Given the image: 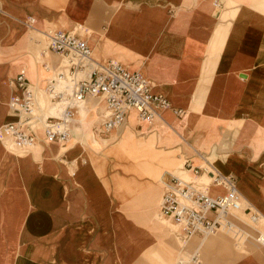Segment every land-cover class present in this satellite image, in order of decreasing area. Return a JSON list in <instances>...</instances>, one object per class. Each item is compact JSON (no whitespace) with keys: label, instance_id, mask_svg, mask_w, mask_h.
<instances>
[{"label":"crops","instance_id":"crops-1","mask_svg":"<svg viewBox=\"0 0 264 264\" xmlns=\"http://www.w3.org/2000/svg\"><path fill=\"white\" fill-rule=\"evenodd\" d=\"M263 4L0 0V264H161L154 253L162 235L152 231L155 243L147 237V194L136 197L154 187L159 202L163 181L172 183L173 176L202 183L211 170L231 175L264 218ZM49 29L88 42L94 64L79 78L99 64L117 62L144 73L153 93L164 95L172 108L159 111L151 122L133 111L122 126L104 132L106 102L89 97L74 109L66 142H49L42 123L30 126L28 116L10 108L13 97H22L15 79L25 72L39 115L53 116L41 93L50 97V108L61 110L48 89L62 60L36 39ZM65 87L71 95V86ZM83 109L96 116L90 124ZM19 122L26 131L36 129L29 149L1 140L4 127ZM123 141L139 151L129 164L156 168L157 179L128 175L135 181H119L105 153ZM170 160H188L203 166L202 172L197 178L184 168L172 174L168 168L174 167L163 165H172ZM208 184L209 196L225 195L211 178ZM132 200L139 205H129ZM222 247L227 252L228 244ZM231 262L264 264V245Z\"/></svg>","mask_w":264,"mask_h":264},{"label":"built area","instance_id":"built-area-1","mask_svg":"<svg viewBox=\"0 0 264 264\" xmlns=\"http://www.w3.org/2000/svg\"><path fill=\"white\" fill-rule=\"evenodd\" d=\"M45 36L48 49L57 53L62 60L57 76L49 82L48 89L51 99L62 109L60 116L44 118L39 115L35 89L25 72L15 79L22 97H13L10 108L28 116L27 123L30 126L42 123L49 142H66L74 109L84 105L89 97L106 102V111L102 115L104 132L122 126L133 111L137 112L141 121L151 122L159 115V111L172 108L164 95L153 93L152 83L144 73L131 71L117 62L99 64L85 78H79L80 72H85L94 64L93 51L88 42L64 31L48 30ZM60 81L71 86V95L66 94V89L58 90ZM35 131L32 127L26 131L21 122L10 124L4 127L1 140L16 149H29L36 143ZM184 169L192 172L194 178L202 172V167L194 166L188 160L184 163ZM210 175L214 184L226 189L224 196H209L210 184L197 183L192 179L173 176L172 183L163 181L160 217L177 226V236L184 242L194 237L233 232L239 228L237 221L241 219L237 214L242 211L252 222L262 218L238 190L235 177L224 176L216 170H211ZM210 213L214 215L212 219L208 217ZM262 239L260 236L258 241L263 242Z\"/></svg>","mask_w":264,"mask_h":264},{"label":"rangeland","instance_id":"rangeland-1","mask_svg":"<svg viewBox=\"0 0 264 264\" xmlns=\"http://www.w3.org/2000/svg\"><path fill=\"white\" fill-rule=\"evenodd\" d=\"M261 11L264 12V4L260 8ZM53 30V29H49ZM36 39H42L44 45L48 46V39L46 37L36 35ZM81 77L84 74H80ZM80 77V78H81ZM66 84L60 81L58 84V90L65 89ZM40 96L42 105L46 110L49 112L48 115L59 116L60 112L62 111L57 108H50L51 102L50 97L46 96L45 94L41 93ZM95 105L92 102V106ZM106 107V106H105ZM105 107L103 109H105ZM93 110H82V117L86 119V122L90 124L92 121L96 119L93 118L92 114ZM126 147V148H125ZM131 148L128 142L123 141L118 146L112 148L111 150L105 153L107 166L109 169H113L115 175L119 176L120 180L123 182H134L135 179L138 178H149L151 173L156 171V168H149L146 166L145 168L141 166H133L130 165L129 162L133 159H137L139 151L129 149ZM172 166L174 168H170V173L178 175L181 174L180 170L184 168V162L180 161L178 164L174 163L173 160H170ZM174 163V164H173ZM164 165V164H163ZM177 165V166H176ZM145 169V170H144ZM172 169V170H171ZM158 171V170H157ZM155 174V173H153ZM132 176L131 178H128ZM205 176H208L205 174ZM187 178V177H186ZM207 179V178H205ZM189 180V179H188ZM208 183H210V179H207ZM203 182V180H202ZM206 183V182H204ZM206 183V184H208ZM123 186V184L117 181V186ZM151 186V185H150ZM154 187H151L149 192H143L138 195L136 198L145 197L143 195L147 194L145 200V206L147 198ZM146 191V190H144ZM117 194V193H116ZM138 192L135 193V195ZM156 198L152 203V207L147 209V237L150 239L151 242L155 243L156 237L153 235V232H156L158 235H162L163 243L161 248H159V252L157 253L154 250V254H156L159 259L161 260V264H231V260H235L246 253L250 252L251 250L255 249L256 246L264 245L263 242L258 241L260 236H264V218H261L258 222H252L248 216L245 215V212L242 211L238 213V217L241 219L237 221L239 226L238 229H235L233 232H220L216 235L207 236L204 238L194 237L189 242H184L180 239L179 236L175 235L177 230V226H174V223L169 220L162 219L160 215V202H161V195L159 202V191H156ZM135 198V199H136ZM135 201V202H134ZM129 205L138 206L137 200H132ZM210 219L214 217L212 213L208 215ZM211 240L213 243H209L208 241ZM223 244H228V250L226 252V248L222 247ZM240 248V249H238ZM232 251L233 254L229 252ZM158 259V260H159ZM159 264V262H157Z\"/></svg>","mask_w":264,"mask_h":264},{"label":"bare ground","instance_id":"bare-ground-1","mask_svg":"<svg viewBox=\"0 0 264 264\" xmlns=\"http://www.w3.org/2000/svg\"><path fill=\"white\" fill-rule=\"evenodd\" d=\"M164 166H169V165H166V164H164ZM201 167H203V166H201ZM168 170H169V168H168ZM153 173H155V174H153ZM158 174H159V172L156 170V171H154V172H152L151 173V176H154V178L155 179H157L158 178ZM187 174V173H186ZM163 177V176H162ZM205 178H207V179H210L209 178V176H203L202 177V180H203V182H206V183H208L207 181V179H205ZM156 196V190L154 189V190H152L151 192H150V194H149V196H148V198H147V201H146V207H148V208H151L152 207V203L154 202V199L156 198L155 197ZM160 216V215H159ZM262 240H263V242H264V236H262Z\"/></svg>","mask_w":264,"mask_h":264}]
</instances>
